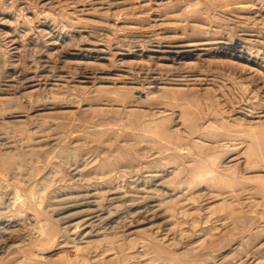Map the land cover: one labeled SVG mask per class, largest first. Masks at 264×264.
Returning a JSON list of instances; mask_svg holds the SVG:
<instances>
[{
  "label": "rangeland",
  "instance_id": "obj_1",
  "mask_svg": "<svg viewBox=\"0 0 264 264\" xmlns=\"http://www.w3.org/2000/svg\"><path fill=\"white\" fill-rule=\"evenodd\" d=\"M0 264H264V0H0Z\"/></svg>",
  "mask_w": 264,
  "mask_h": 264
},
{
  "label": "bare ground",
  "instance_id": "obj_2",
  "mask_svg": "<svg viewBox=\"0 0 264 264\" xmlns=\"http://www.w3.org/2000/svg\"><path fill=\"white\" fill-rule=\"evenodd\" d=\"M238 45V41L237 42H235V44L234 45H232L231 47H236ZM185 53H188L187 51L185 52ZM184 52H183V54H185Z\"/></svg>",
  "mask_w": 264,
  "mask_h": 264
}]
</instances>
